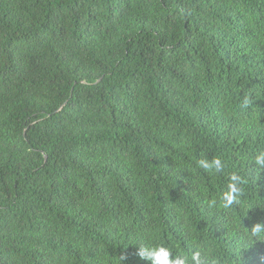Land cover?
<instances>
[{
	"label": "trees",
	"instance_id": "1",
	"mask_svg": "<svg viewBox=\"0 0 264 264\" xmlns=\"http://www.w3.org/2000/svg\"><path fill=\"white\" fill-rule=\"evenodd\" d=\"M261 150L264 0H0V264H264Z\"/></svg>",
	"mask_w": 264,
	"mask_h": 264
},
{
	"label": "clouds",
	"instance_id": "2",
	"mask_svg": "<svg viewBox=\"0 0 264 264\" xmlns=\"http://www.w3.org/2000/svg\"><path fill=\"white\" fill-rule=\"evenodd\" d=\"M254 162L259 169L264 171V150L259 151L255 157ZM198 166L205 170H214L216 173H222L225 168V163L220 158H216L212 161L207 159H200ZM243 181L235 174L230 177V183L228 190L223 193V206L225 208L232 206L233 204H240V193L242 188L240 185ZM253 236H258L264 233V224L257 223L251 229ZM203 250H197L190 256H173L169 248L163 245H156L153 247H141L138 251V256L141 259L151 261V264H215V260ZM124 259V257H122Z\"/></svg>",
	"mask_w": 264,
	"mask_h": 264
}]
</instances>
